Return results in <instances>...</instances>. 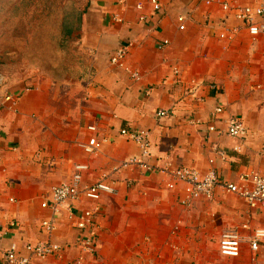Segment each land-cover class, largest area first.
I'll return each instance as SVG.
<instances>
[{
	"label": "crops",
	"instance_id": "0c3cea01",
	"mask_svg": "<svg viewBox=\"0 0 264 264\" xmlns=\"http://www.w3.org/2000/svg\"><path fill=\"white\" fill-rule=\"evenodd\" d=\"M74 2L82 12L85 75L55 81L35 70L0 71L19 97L14 111L0 108V264L11 246L26 254L37 242L59 244L62 255L35 264H264L263 250L251 251L248 241L264 230V212L222 187L213 200L186 208L181 183L171 189L168 175L129 165L215 169L235 185L264 175V35L251 36L231 9L259 0H158L157 12L150 0ZM119 48L128 50L123 67L111 62ZM232 119L244 125V138L227 134ZM122 130L149 132L150 156ZM91 139L103 143L93 155L83 150ZM77 165L89 167L83 185L106 176L117 190L102 196L86 232L94 238L91 254L78 247L85 234L65 206L42 208ZM95 206L84 198L73 204L79 213ZM48 220L56 227L51 236L41 228ZM233 232L242 240L235 259L219 252Z\"/></svg>",
	"mask_w": 264,
	"mask_h": 264
},
{
	"label": "built area",
	"instance_id": "2783aa9c",
	"mask_svg": "<svg viewBox=\"0 0 264 264\" xmlns=\"http://www.w3.org/2000/svg\"><path fill=\"white\" fill-rule=\"evenodd\" d=\"M153 10L155 12L160 10V4L158 0H150ZM210 4V3H208ZM141 10V6L137 7ZM228 9L227 6L224 7ZM233 12L236 13V18L240 22L247 25L249 33L253 37H259L264 35V0H259V3L254 6L246 7H232ZM260 20L261 22H259ZM116 22H122L118 17L115 18ZM177 22L180 26V30H185L186 20L180 16L177 18ZM128 55V50L125 48H119L116 50L111 58L112 64L119 67L124 66V61ZM133 79H138V74H131ZM19 97L12 94L9 91L8 77L0 72V108L14 111ZM222 112L221 108L216 110L217 114ZM165 112L159 113V117H166ZM90 131H95V128H89ZM227 134L230 137L244 138L246 130L241 121L232 119L227 122ZM121 135L125 136L136 145H138L142 157L146 158L150 156V133L147 131L130 132L128 130H122ZM103 143L98 142L95 139H91L87 145L83 146V150L86 154L93 155L101 149ZM220 157H224L223 152H217ZM214 161H210V165H213ZM129 165L139 166V168L145 171L155 172L168 175L172 182L168 184V187L173 189L177 183H181L184 186V196L181 200V205L189 208L194 202L198 200L211 201L214 199L215 189L222 187L228 194H233L242 199L245 204L252 210H260L264 212V175L251 174L250 176H242L239 184L222 182L217 175L215 169L201 174L196 170L189 168H175V169H161L151 168L141 161H132ZM74 174L71 182L61 184L51 191V201L42 204V208L51 209L57 213L60 207L65 206L70 213L71 219L74 221V229L78 232L85 234L79 242V248L85 254H91L95 252L94 238L86 234L94 223V218L100 212V206L98 205L104 195H116L117 190L115 187L107 182V177H103L100 181L93 185H83V174L89 170L87 165H77L74 168ZM84 198L89 202L96 204L94 209L86 210L82 213L76 212L73 208V204ZM42 230L47 235L51 236L55 230V223L52 220H48L42 223ZM247 228V227H244ZM179 231L177 227L173 234ZM264 230L255 231L249 238V244L251 251L258 252L261 249L264 254ZM241 237L238 232L225 234L219 244V252L222 256L228 258H239L241 255ZM26 254L18 251V248L13 245L7 251L5 256V264H35V261L44 262L50 258H60L62 255V247L54 242H37L35 244H27L25 247Z\"/></svg>",
	"mask_w": 264,
	"mask_h": 264
},
{
	"label": "rangeland",
	"instance_id": "374dc122",
	"mask_svg": "<svg viewBox=\"0 0 264 264\" xmlns=\"http://www.w3.org/2000/svg\"><path fill=\"white\" fill-rule=\"evenodd\" d=\"M81 23L74 0H0V71L85 75Z\"/></svg>",
	"mask_w": 264,
	"mask_h": 264
},
{
	"label": "trees",
	"instance_id": "16d2710c",
	"mask_svg": "<svg viewBox=\"0 0 264 264\" xmlns=\"http://www.w3.org/2000/svg\"><path fill=\"white\" fill-rule=\"evenodd\" d=\"M72 31H73V30H71V29H70V30H67V31H66V34L71 35V34H72ZM76 69H77V68H76ZM75 73H76V70H75ZM81 75H82V74H81ZM81 75H80V74H76V76H75V74H74V75H72L71 77H74L73 79H76V78L80 77ZM59 76H60V77H64L62 73H59ZM51 77H54V80H55V81H58V80H59V81L66 80V79H63V78H62V80L59 79V78L57 77V75L54 74V72L51 73ZM55 77H57V78H55Z\"/></svg>",
	"mask_w": 264,
	"mask_h": 264
}]
</instances>
